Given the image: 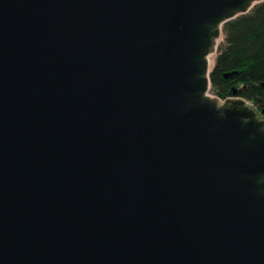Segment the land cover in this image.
Returning <instances> with one entry per match:
<instances>
[{
	"label": "water",
	"instance_id": "95a60500",
	"mask_svg": "<svg viewBox=\"0 0 264 264\" xmlns=\"http://www.w3.org/2000/svg\"><path fill=\"white\" fill-rule=\"evenodd\" d=\"M263 1L0 0V264H264V119L209 78Z\"/></svg>",
	"mask_w": 264,
	"mask_h": 264
},
{
	"label": "trees",
	"instance_id": "16d2710c",
	"mask_svg": "<svg viewBox=\"0 0 264 264\" xmlns=\"http://www.w3.org/2000/svg\"><path fill=\"white\" fill-rule=\"evenodd\" d=\"M209 78L219 100L243 98L264 119V1L226 22Z\"/></svg>",
	"mask_w": 264,
	"mask_h": 264
},
{
	"label": "rangeland",
	"instance_id": "374dc122",
	"mask_svg": "<svg viewBox=\"0 0 264 264\" xmlns=\"http://www.w3.org/2000/svg\"><path fill=\"white\" fill-rule=\"evenodd\" d=\"M223 42V35L221 34V36H220V38H219V41L217 42V47H218V45L220 44V43H222ZM217 51V50H216ZM215 54H216V52H215ZM215 54L213 55V61H214V59H215ZM212 65H213V63H212ZM212 65H211V67H212ZM210 94L213 96V94L211 93V91H210ZM219 100V99H218ZM221 101V100H220ZM246 103L251 107V105H250V103H248L247 101H246ZM252 108V107H251Z\"/></svg>",
	"mask_w": 264,
	"mask_h": 264
},
{
	"label": "bare ground",
	"instance_id": "6f19581e",
	"mask_svg": "<svg viewBox=\"0 0 264 264\" xmlns=\"http://www.w3.org/2000/svg\"><path fill=\"white\" fill-rule=\"evenodd\" d=\"M218 41H219V39H218ZM212 63H213V56L210 58V67H211Z\"/></svg>",
	"mask_w": 264,
	"mask_h": 264
}]
</instances>
